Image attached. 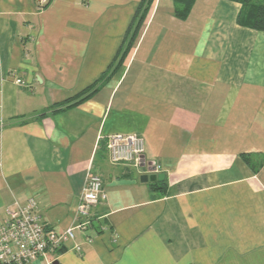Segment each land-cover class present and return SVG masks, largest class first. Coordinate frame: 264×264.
Wrapping results in <instances>:
<instances>
[{
	"label": "crops",
	"instance_id": "0c3cea01",
	"mask_svg": "<svg viewBox=\"0 0 264 264\" xmlns=\"http://www.w3.org/2000/svg\"><path fill=\"white\" fill-rule=\"evenodd\" d=\"M141 1L0 0V225L35 198L66 230L92 168L106 199L47 259L264 264V162L243 158L264 161V31L241 26L231 0H196L184 19L174 0H154L138 28ZM133 133L142 171L106 150Z\"/></svg>",
	"mask_w": 264,
	"mask_h": 264
},
{
	"label": "built area",
	"instance_id": "2783aa9c",
	"mask_svg": "<svg viewBox=\"0 0 264 264\" xmlns=\"http://www.w3.org/2000/svg\"><path fill=\"white\" fill-rule=\"evenodd\" d=\"M49 0H38L40 8ZM16 82L23 83L19 78ZM106 150L115 165L142 171L146 165L145 141L140 134H114L106 140ZM157 171V168H156ZM106 199L103 179L100 175L88 173L78 206L76 223L62 232H57L39 212L35 198L26 206H18L8 213V218L0 225V264H33L39 258H46L48 252L62 249L66 242L74 238L76 229H85L92 223V208Z\"/></svg>",
	"mask_w": 264,
	"mask_h": 264
},
{
	"label": "trees",
	"instance_id": "16d2710c",
	"mask_svg": "<svg viewBox=\"0 0 264 264\" xmlns=\"http://www.w3.org/2000/svg\"><path fill=\"white\" fill-rule=\"evenodd\" d=\"M195 1L196 0H174L176 16L182 19L186 18L189 15ZM231 1L239 2L242 5L240 13L238 15V23L241 26H245L247 28H251L254 30H258V31H264V0H231ZM153 2L154 0H142L140 2L138 9H137V13H136V18H135V20L140 19L138 20V26H137L138 28L141 26V24L145 20ZM132 26L130 27L127 33V36L125 38V41L123 42V45L118 51L117 58L119 57L121 52H123L125 56L132 46L134 36L138 32V29L135 30L133 36L131 37L130 33L132 31ZM104 78H105V75L101 79L96 81V83H94L92 86L81 91L74 97L68 99L66 102L69 103L73 100L74 103L72 105H75V104H78L86 100L98 90ZM243 158L245 162L256 171L260 169V167L263 165V162H264V161L255 162L253 160V157L247 154H244ZM60 250L62 251L63 249H60Z\"/></svg>",
	"mask_w": 264,
	"mask_h": 264
},
{
	"label": "water",
	"instance_id": "95a60500",
	"mask_svg": "<svg viewBox=\"0 0 264 264\" xmlns=\"http://www.w3.org/2000/svg\"><path fill=\"white\" fill-rule=\"evenodd\" d=\"M159 178H160V176H159ZM149 179H150V177L148 175H143L141 177V180L144 181V182L148 181ZM53 264H59V262L58 261H54Z\"/></svg>",
	"mask_w": 264,
	"mask_h": 264
}]
</instances>
